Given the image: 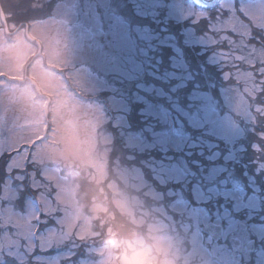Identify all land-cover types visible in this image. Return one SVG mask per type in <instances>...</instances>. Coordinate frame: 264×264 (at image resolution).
Returning <instances> with one entry per match:
<instances>
[{"label":"rangeland","instance_id":"1","mask_svg":"<svg viewBox=\"0 0 264 264\" xmlns=\"http://www.w3.org/2000/svg\"><path fill=\"white\" fill-rule=\"evenodd\" d=\"M196 1L170 0L169 17L178 21L191 16ZM78 4L77 0L65 2V28L61 21L64 15L60 10L55 21L43 25L49 32L54 31L48 47L53 54V60L65 65L67 76L65 84L55 76L48 78L46 84L58 96L55 103L54 128L48 135L37 126L40 107H44V104L34 99L27 88L0 82V155L4 151L18 150L16 154H11L4 179L1 180L0 264L150 262L146 255V250L150 249L143 244L142 232L137 231L138 227L146 222L143 215L144 196L142 197V191L146 188H150L147 192L153 201L162 203L161 212L169 218L160 224L151 225V229L154 232H162L165 228L167 232L169 227H175V222H180L174 238V235L169 238L166 236L164 244L160 241L161 243L156 245L158 249L159 245L162 249L159 251L165 256V264H217V257L209 254L210 252L197 242L195 233L180 215L183 203H170L167 191H157L160 188L147 180L140 165L128 167L121 162L122 159L132 160L135 153L131 151L123 157L122 151L119 150L114 160H111L114 138L113 133L106 128L110 121L116 126L122 143L131 150L141 152L143 141L140 137L126 132L128 121L117 113L118 105L110 96V91L115 90L116 85L106 82L98 73L93 59L94 51L87 38L94 26L93 20L77 10L69 12L70 8H75ZM217 6L230 12L227 20H223L224 24L221 22V26L216 25L221 30V38L230 42L234 43L235 37L222 32L225 26L250 36L253 25H264V0H219ZM235 6L248 20L238 18ZM202 14L205 12L202 11L200 15ZM185 41L206 43L211 39L202 34L196 35L195 29L189 27L185 31ZM179 48L182 49L180 45ZM225 50L227 49L215 52L209 60L220 65L224 61L229 63L230 67L233 66L225 73V78L233 79L235 91L222 95L228 110L224 114L221 113L217 106L218 101L199 89L197 98L211 106L219 122L227 129L232 157H235L236 154H243L244 142L239 138L245 134L235 114L241 116L245 124L248 122L250 125H256L259 120L264 125V104L252 102L249 98H257L264 90V50L256 51L258 54H250L251 50L240 57L238 51L229 53ZM18 52H23V49L20 48ZM178 58L186 79L194 80L197 72H192V64L184 58L183 51L178 52ZM3 60L0 53V68L5 63ZM21 60L15 61L19 64ZM239 60H244L247 65L242 68ZM33 70L38 75L42 73L41 67ZM103 90L109 91L105 98L100 95ZM107 106L114 112L108 111ZM235 143L240 144L234 146ZM140 161L150 170L151 166L146 164L143 157ZM61 168L69 173L75 171L87 181L98 184L100 187L96 190L97 195L87 201L81 192L77 174L63 175ZM260 169H264V161L259 163L256 171L259 172ZM153 176L155 178L154 174ZM248 179L256 183L255 175H248ZM104 182H107V187L101 185ZM26 186L29 188H25ZM24 190L32 197L27 196L20 203L19 197ZM126 190H129L130 195L123 193ZM116 193H120V202L130 213L128 222L135 225L130 226L133 237L127 243H122L119 250L123 253L118 257L114 253L116 245L94 244V241L104 235L103 229L109 234L114 233L112 226L115 215L108 210V203ZM35 197L37 200L33 199ZM39 205L45 216H41ZM50 220H54V223L50 224ZM39 223L44 224V227ZM187 239L192 244L186 249Z\"/></svg>","mask_w":264,"mask_h":264},{"label":"snow or ice","instance_id":"2","mask_svg":"<svg viewBox=\"0 0 264 264\" xmlns=\"http://www.w3.org/2000/svg\"><path fill=\"white\" fill-rule=\"evenodd\" d=\"M92 3L87 38L98 73L116 85V111L126 132L142 139L140 155L167 199L183 203L180 215L217 264H264V185L248 179L247 164L237 175L227 129L197 98L199 84L189 88L182 49L166 26L170 0Z\"/></svg>","mask_w":264,"mask_h":264},{"label":"flooded vegetation","instance_id":"3","mask_svg":"<svg viewBox=\"0 0 264 264\" xmlns=\"http://www.w3.org/2000/svg\"><path fill=\"white\" fill-rule=\"evenodd\" d=\"M67 1L70 0H0V53L4 59L2 62H5L0 68V82L5 81L7 84H13L19 88H27L34 99L44 104V107H40V118L37 119V126H39L38 129L41 131L50 132L54 128L55 103L58 98L53 90L46 86L48 78L55 76L65 84L66 72L65 65L53 60V54L48 47L54 31L49 32L43 25L47 22L55 21L56 14L60 10L64 15L61 21H63L65 28L64 10L65 2ZM77 1L79 2L78 6L70 8L69 12L77 10L78 13L81 12L86 17L94 20L92 0ZM20 48L23 49V52L19 53ZM63 57L65 58V53ZM17 59H22L19 64L15 61ZM36 67H41V75L34 72L33 69ZM16 71H19V73H15ZM34 80L39 84L41 92L37 90ZM161 190L164 189L160 188L157 191ZM147 191H150V188H146L143 191L145 202L143 215L146 222L140 227L144 240L143 244H146L151 250V252L146 250V255L150 260L146 264H165V256L159 251V249H162L160 245L159 249L156 245L161 242L164 244L167 240L166 236L169 238L174 235V238L175 233H177L176 227L180 222H175V227H169L168 230H170L167 232L165 228H163L164 231L162 232H154L151 229V225L160 224L166 219L169 220V218L161 212L162 203L153 201L148 196ZM162 192L164 193V191ZM116 205L114 234L111 244L116 245L114 253L118 257L119 254L123 253L122 250H119V247H122L123 242L127 243L128 240H131L133 235H129L125 228L120 227L124 222H120L119 213H126L124 214L125 218H129L128 209L122 206L121 202ZM172 214L174 216L173 211ZM190 240L192 241V237ZM191 241L187 239L186 249L192 244ZM207 250L210 252L209 254H212L211 249Z\"/></svg>","mask_w":264,"mask_h":264},{"label":"trees","instance_id":"4","mask_svg":"<svg viewBox=\"0 0 264 264\" xmlns=\"http://www.w3.org/2000/svg\"><path fill=\"white\" fill-rule=\"evenodd\" d=\"M218 3L219 0H214L208 3L199 0L198 2H196L195 12L191 16L178 21L170 17L166 26L168 27L170 33L176 36L177 41L179 42V45L182 48L184 58L187 59V61L192 64L190 67L191 69H193L192 72H195V70L197 72L196 78L194 80H191V83L189 84V88H191L192 83L199 84L200 86L199 91L207 92L210 95H212L218 101L217 106L220 109L219 111L221 113H225L228 109L224 104L225 99H223L222 95H225L227 93L232 94L235 91L233 87V83L235 82H232L233 79L231 78H225V73L229 72L228 69H232L233 66L230 67V65H228L229 63H224V61H222V65L218 63H213L209 60V58L212 54L219 51L220 49H227L225 51L229 53H234L233 51H238L239 57L242 54H248V52L251 50L252 51L250 52V54L252 53L258 54V52L256 51L263 52L264 26L253 25L252 34L250 36H245L244 34H242V32H239L231 27L225 26V29H223L222 32L227 31L231 33L235 37V41L233 43L226 38H221V30L217 28V26H221V22L223 23V20L229 17L230 14L228 9L220 8L219 6H217ZM202 11L205 12V14L200 15ZM198 12L200 13L198 14ZM239 16L241 17V20L242 18L248 20L243 14H240ZM243 22L248 24L246 21ZM189 27H193L195 29L196 35H200V34L205 35L207 38H210L211 41L206 43L186 42L185 31ZM181 33H183V35H181ZM208 35L210 36L208 37ZM251 48L253 49L256 48L257 50L253 51V49ZM169 54H170L169 50L165 49L164 51L165 62H167V57ZM239 61H241L240 66L242 68L243 66L247 65V63L244 62V60H239ZM260 63L261 62H257V64ZM252 67H255V65H252ZM108 93L109 91L103 90L100 93V95L103 96V98H105L106 95H108ZM249 98L252 102L264 104V90L259 96H257V98L255 97L252 98L249 97ZM235 117L239 119L244 129L243 132H245V134L242 135V138L241 137L239 138L241 139L240 141L244 142V145L241 144L242 146H244V148H242L243 154L241 156H239V154H236L235 157H232V159L238 161L237 175L239 176L242 172L245 171L243 168L239 167V164H247L248 175H255L256 183L260 185H264V169H260L259 172L256 171V168L258 167L259 163L261 161H264V125L261 122H259V120L257 121L258 123L256 125H250L248 122L245 124V121L242 119L241 116L235 114ZM131 121L134 126L138 125L139 117L135 114V112H133ZM106 128L113 133V138H114V142L112 144L113 148L111 153V160L112 161L114 160L119 150L122 151L123 157L132 151L133 153H135V158H133L130 161L127 159L126 160L122 159L121 162L128 167H131L134 164L140 165L145 173V177L147 178V180L149 182L150 181L153 182V184L156 187H161L160 184L157 183V180L154 178L149 168L141 164L140 161L142 159V156L140 155L141 152L137 150H131L130 148L126 147L124 143H122L121 138L118 136V132H117L118 130L116 126L113 125L112 121L108 123ZM239 144L240 143L237 144L235 143L234 146H238ZM242 150L240 149V151ZM9 158L10 155L6 153L0 157V191H1V180L4 179L3 177L5 175V170H6V166L8 165ZM70 173H75V172L73 171ZM38 175L40 174L38 173ZM111 176H113V172H111ZM78 182L80 184L81 192L84 193V196L86 198L89 197L91 198L93 195H97L96 190L97 188L99 190L100 187L98 184H93V182L91 183L83 177H78ZM106 183L107 182H104L101 185L107 187ZM27 196H31V195L28 194L25 190L22 191L19 197L20 203H22ZM114 198H111L112 200L109 201L108 203V210L111 212L114 211V202H113ZM39 212L41 216L44 214L41 207H39ZM120 217L123 219L124 222L120 225V227L126 228L127 223H125L124 221L125 217L122 215H120ZM52 223H54V220H50V224ZM128 223H129L128 230L131 233L132 231V228L130 227L131 223L130 222ZM40 225L42 228L44 227L43 226L44 224L40 223ZM103 230L104 231H102V234L104 235L102 236V238H99L97 241H94V244L96 245L108 244V242L111 241L112 239L111 234L107 233V230L106 231L105 229Z\"/></svg>","mask_w":264,"mask_h":264},{"label":"water","instance_id":"5","mask_svg":"<svg viewBox=\"0 0 264 264\" xmlns=\"http://www.w3.org/2000/svg\"><path fill=\"white\" fill-rule=\"evenodd\" d=\"M206 1H210V0H206Z\"/></svg>","mask_w":264,"mask_h":264}]
</instances>
